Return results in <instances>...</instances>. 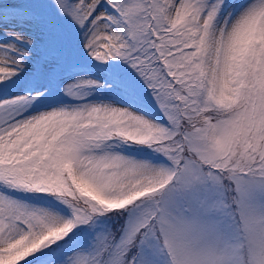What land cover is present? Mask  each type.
<instances>
[{
    "label": "snow or ice",
    "instance_id": "6c2138e0",
    "mask_svg": "<svg viewBox=\"0 0 264 264\" xmlns=\"http://www.w3.org/2000/svg\"><path fill=\"white\" fill-rule=\"evenodd\" d=\"M0 264H264V0H0Z\"/></svg>",
    "mask_w": 264,
    "mask_h": 264
}]
</instances>
